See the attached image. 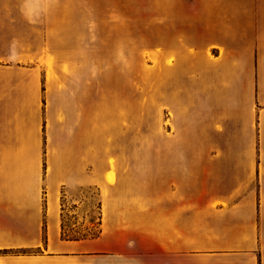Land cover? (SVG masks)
<instances>
[{
  "label": "crops",
  "instance_id": "obj_1",
  "mask_svg": "<svg viewBox=\"0 0 264 264\" xmlns=\"http://www.w3.org/2000/svg\"><path fill=\"white\" fill-rule=\"evenodd\" d=\"M49 59L0 60V251L36 250L0 264H264V0H186L165 19L149 97L172 127L149 137L144 175L138 106L109 119L91 56ZM93 186L98 235L63 238V199L75 232L95 226Z\"/></svg>",
  "mask_w": 264,
  "mask_h": 264
},
{
  "label": "rangeland",
  "instance_id": "obj_2",
  "mask_svg": "<svg viewBox=\"0 0 264 264\" xmlns=\"http://www.w3.org/2000/svg\"><path fill=\"white\" fill-rule=\"evenodd\" d=\"M185 3L186 0H0V60L15 61L43 53L50 57L51 65L53 51L90 55L93 109L100 104L107 107L110 119L116 114L121 118L122 103L134 102L135 109L138 106V173L144 175L149 137L153 140L167 134L172 127L170 110L156 102L158 96L149 97V75L152 86L155 74L163 81V67L158 61L163 57L165 19L169 29L171 13L184 8ZM167 61L171 63L172 59ZM127 82L129 94L115 91ZM110 99L114 100L112 105ZM129 121L120 119V126ZM117 135L109 132V141ZM109 177L115 180L114 170ZM65 203L66 231L78 233L72 227L77 221L76 213L67 199ZM85 209L87 218L97 223L99 192L94 186L86 190ZM78 230L82 234L94 232L96 226Z\"/></svg>",
  "mask_w": 264,
  "mask_h": 264
},
{
  "label": "trees",
  "instance_id": "obj_3",
  "mask_svg": "<svg viewBox=\"0 0 264 264\" xmlns=\"http://www.w3.org/2000/svg\"><path fill=\"white\" fill-rule=\"evenodd\" d=\"M66 211H67V204L65 203V199H63V203H62V236H63V238H65V239H79L82 237H87V236L94 237V236L98 235L99 230H100L99 224L101 223V214L99 215V219H98L97 223H95L96 231L84 233V234H80V233L68 234L66 231V227H67L66 219H65ZM35 251L36 250H28L25 248H16V249H4V250H1L0 252H2V253H13V254H26V253L35 252Z\"/></svg>",
  "mask_w": 264,
  "mask_h": 264
}]
</instances>
